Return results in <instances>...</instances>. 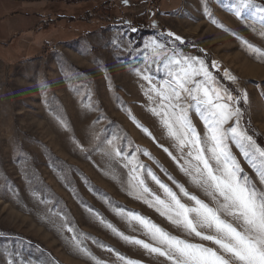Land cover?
<instances>
[{
    "label": "rangeland",
    "instance_id": "obj_1",
    "mask_svg": "<svg viewBox=\"0 0 264 264\" xmlns=\"http://www.w3.org/2000/svg\"><path fill=\"white\" fill-rule=\"evenodd\" d=\"M35 1L0 2V264H94L73 245V235L80 239L81 234L82 247L102 264H171L106 227L156 246L138 222L118 214L121 209L171 236L218 251L130 194L129 181L135 184L132 175H138L152 193L168 200L145 171L131 173L138 162L186 206L193 202L177 184L216 207L192 182L195 172L181 171L190 159L188 149L182 158L160 117L150 111L159 98L149 89L167 78L163 58L153 62L151 45L155 41L169 53L176 49L203 60L217 85L239 99L241 126L264 142V56L238 39L264 51L259 20L248 18L247 10L237 17L238 0ZM186 49L209 54L211 67ZM190 118L203 135L194 109ZM108 140L135 159L106 155ZM230 147L244 173L264 189L240 149ZM224 219L234 223L230 216Z\"/></svg>",
    "mask_w": 264,
    "mask_h": 264
},
{
    "label": "snow or ice",
    "instance_id": "obj_2",
    "mask_svg": "<svg viewBox=\"0 0 264 264\" xmlns=\"http://www.w3.org/2000/svg\"><path fill=\"white\" fill-rule=\"evenodd\" d=\"M234 11L237 17L245 12L248 18L258 19L262 27L258 35L264 38V15L259 18L254 15V12L264 13V7H257L253 0H238ZM175 39L183 43L179 36ZM238 39H241L253 53L264 56V51L260 48L243 41V38ZM151 47L154 63L163 58L167 78L158 87L153 86L149 89L159 98L157 107L151 108L150 111L160 117L161 124L168 136L176 142L182 158L184 149H188L187 157L190 159H185L187 167L181 166V171L189 175H191L189 169L195 172L192 182L211 197L216 207H210L185 191L182 185L177 184L183 196L193 202L192 207L186 206L172 189L138 162L131 169V173L145 171L163 190L168 200L166 202L152 193L144 179L138 175H132V180L137 181L135 184L129 181L130 194L142 199L150 207H156L170 223L182 228L188 235L211 241L219 250L171 236L144 217L135 213H125L123 209L119 210L118 214L138 222L156 246L143 240L132 239L120 233L111 224H106V227L125 242L136 244L150 254L165 257L171 264H264V189L258 188L252 178L244 173L232 154L230 143L240 149L261 185H264V147L259 146L253 136L248 134V130L241 126L240 121L244 113L237 106L239 99L217 85L216 78L208 71L203 60L186 56L176 49L169 53L163 44H157L155 41ZM230 78L235 82L234 77ZM144 79L149 82L152 80L151 76H145ZM148 98L152 100L153 96ZM240 98L247 103L246 92H241ZM192 109L203 122L205 129L203 135L197 131L190 118ZM230 121L233 122L231 126L225 127ZM133 122L147 133V129L134 118ZM107 143L111 146V151L106 155L122 157L129 163L135 159V157L129 159L124 155L113 140H108ZM145 154L148 155L146 152ZM145 194L151 196L152 200L146 199ZM96 215L100 223H106L99 214ZM228 216L232 217L234 223L224 219ZM63 227L69 232H74V228L67 224ZM200 229H207V234ZM84 238L83 234L80 239L73 235L74 247L91 258L94 264H102L82 247ZM119 258L125 259L122 256ZM28 264L33 262L29 261ZM126 264L135 262L127 261Z\"/></svg>",
    "mask_w": 264,
    "mask_h": 264
},
{
    "label": "trees",
    "instance_id": "obj_3",
    "mask_svg": "<svg viewBox=\"0 0 264 264\" xmlns=\"http://www.w3.org/2000/svg\"><path fill=\"white\" fill-rule=\"evenodd\" d=\"M10 1H15V0H0V2H3V3H8ZM32 1V0H31ZM254 2H257L259 3L260 5L264 6V0H253ZM33 2H36L35 0H33ZM95 9H93L92 11H88V13H86L85 17L87 16H91L92 15V12L94 11ZM186 50H190V49H186ZM190 52H192L193 54H195L196 56H199V57H202L206 62L207 64L211 67V62H212V58L209 54H204L201 50L199 49H192L190 50ZM248 130H249V133L250 135L254 136L258 142V144L261 146V147H264V142L262 140V137L260 135H256L250 127H248Z\"/></svg>",
    "mask_w": 264,
    "mask_h": 264
},
{
    "label": "built area",
    "instance_id": "obj_4",
    "mask_svg": "<svg viewBox=\"0 0 264 264\" xmlns=\"http://www.w3.org/2000/svg\"><path fill=\"white\" fill-rule=\"evenodd\" d=\"M3 1V0H2Z\"/></svg>",
    "mask_w": 264,
    "mask_h": 264
}]
</instances>
